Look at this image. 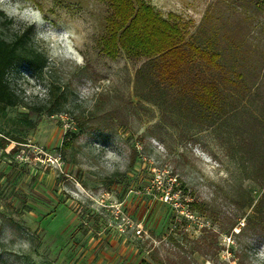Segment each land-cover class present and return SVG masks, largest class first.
<instances>
[{
    "label": "rangeland",
    "instance_id": "1",
    "mask_svg": "<svg viewBox=\"0 0 264 264\" xmlns=\"http://www.w3.org/2000/svg\"><path fill=\"white\" fill-rule=\"evenodd\" d=\"M131 1L189 39L217 0ZM110 3L0 4V38L33 26L27 46L43 65L39 76H7L17 105L0 112V264H264V184L256 164L239 159V124L169 122L135 97L141 62L103 51ZM30 10L42 24L21 18ZM51 87L62 103L49 115L39 110L55 104ZM96 116L112 126L94 125Z\"/></svg>",
    "mask_w": 264,
    "mask_h": 264
},
{
    "label": "trees",
    "instance_id": "2",
    "mask_svg": "<svg viewBox=\"0 0 264 264\" xmlns=\"http://www.w3.org/2000/svg\"><path fill=\"white\" fill-rule=\"evenodd\" d=\"M110 1L103 51L110 58L122 51L141 62L134 76L135 97L160 108L167 121L182 119L215 129L237 121L239 159L254 162V174L264 184V43L256 35L261 30L255 29L261 28L258 19L264 14L260 0L215 1L189 39L176 21L142 1L136 7L131 0ZM33 33L30 25L11 42L0 38V112L17 105L7 82L11 70L27 68L36 76L42 71L39 55L27 46ZM48 94L55 104L39 111L52 115L62 102L55 88ZM108 119L90 120L110 127ZM256 213L261 216L257 225L264 230V191Z\"/></svg>",
    "mask_w": 264,
    "mask_h": 264
},
{
    "label": "clouds",
    "instance_id": "3",
    "mask_svg": "<svg viewBox=\"0 0 264 264\" xmlns=\"http://www.w3.org/2000/svg\"><path fill=\"white\" fill-rule=\"evenodd\" d=\"M0 4H3V0H0ZM8 11L10 15H13V14L19 15L18 13H16L15 9H9ZM21 18L27 20L29 23H36L38 25L43 23V19L40 13L34 10L25 11ZM260 255L264 257V251H261Z\"/></svg>",
    "mask_w": 264,
    "mask_h": 264
}]
</instances>
